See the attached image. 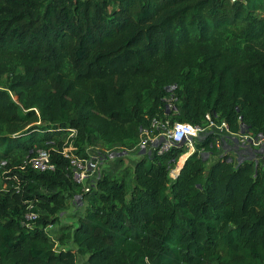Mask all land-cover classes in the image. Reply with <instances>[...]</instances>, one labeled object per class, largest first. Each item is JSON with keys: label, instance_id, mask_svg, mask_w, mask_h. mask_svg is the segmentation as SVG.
Listing matches in <instances>:
<instances>
[{"label": "trees", "instance_id": "obj_1", "mask_svg": "<svg viewBox=\"0 0 264 264\" xmlns=\"http://www.w3.org/2000/svg\"><path fill=\"white\" fill-rule=\"evenodd\" d=\"M207 114L264 136V0H0V264H264V165L211 159L212 135L208 158L139 155L130 187L104 170L83 192L61 153L71 128L82 156ZM41 147L52 170L27 162Z\"/></svg>", "mask_w": 264, "mask_h": 264}, {"label": "built area", "instance_id": "obj_2", "mask_svg": "<svg viewBox=\"0 0 264 264\" xmlns=\"http://www.w3.org/2000/svg\"><path fill=\"white\" fill-rule=\"evenodd\" d=\"M174 87L168 86L165 88L167 95L163 100L167 112L176 110L173 103L175 99L173 94ZM208 135H212L211 145L215 148L214 155L216 156L228 153L233 157L232 148L238 146L241 148L236 151L235 158L233 157L235 163L248 158L259 161L258 158L247 156L246 148H249L254 153H264V136L262 134L251 136L245 133H233L225 121L212 118L210 114L206 115V120L202 124H192L177 120L171 122L166 115L155 116L149 124L140 128V137L135 148L138 156H153L167 153L174 146L184 144L186 145L185 152L188 153L187 157L191 153L197 152L198 155L208 158L211 152H204L203 149L195 147V140L203 139ZM235 135L241 137L239 141L235 140ZM75 136L76 129L71 128L65 139L68 143L63 147L61 153L63 157L68 159L72 179L81 186L83 192H87L96 179L100 177L101 173L109 169V163L112 165L113 158L120 155L123 156L128 150L122 147L120 149H115V146L107 147L102 143L100 145L90 143L84 147V155L81 156L75 152L73 147V138ZM27 162L33 169L42 172L52 170L54 167L50 161L49 150L45 147L36 149L34 155ZM77 198L79 196L74 197V199ZM37 217L38 213L34 210V206L29 203L23 214L24 224L28 225ZM51 227L49 225L47 230L50 231Z\"/></svg>", "mask_w": 264, "mask_h": 264}, {"label": "rangeland", "instance_id": "obj_3", "mask_svg": "<svg viewBox=\"0 0 264 264\" xmlns=\"http://www.w3.org/2000/svg\"><path fill=\"white\" fill-rule=\"evenodd\" d=\"M240 138L241 137L239 135H235V140L237 139L239 141ZM93 144L100 145L101 141L99 139H94ZM113 146H115V149H120L118 144H114ZM185 147H186V145H185ZM240 149L241 148L239 146L232 148L233 151L231 153L233 154L234 158L236 156V154H235L236 151H239ZM245 150L247 152L246 153L247 156L252 157V158H258L259 163L264 164V153L263 152L254 153L249 148H246ZM215 156L216 155H211L210 158L214 159ZM137 158H138V152H137L136 148H134L132 150H128V151H126V153L123 156L120 155V156L114 157L112 165H111V163H109V169L108 170L111 171L112 175H114V176H120L122 173L125 172V174H126L125 180H126L128 186L130 187L132 182H133V172H132L131 167L134 165V162L136 161ZM177 159L180 160L181 156H179ZM176 163H177V160H176ZM209 164H210V162L207 161L206 165H209ZM125 168H128V169L124 170ZM170 176H173L172 172L170 173ZM79 202H80V198L69 199V201H68L69 207L61 214L60 220L62 223L68 224V223L74 222V220H75L74 216L78 214L79 210H81V209H78V207L76 205ZM50 232L54 237L58 236L61 233L59 228H58V225H56V224L50 228ZM68 245L69 244H67V246ZM75 264H85V257L79 256L77 258V261Z\"/></svg>", "mask_w": 264, "mask_h": 264}, {"label": "bare ground", "instance_id": "obj_4", "mask_svg": "<svg viewBox=\"0 0 264 264\" xmlns=\"http://www.w3.org/2000/svg\"><path fill=\"white\" fill-rule=\"evenodd\" d=\"M187 154H188V153L185 152L184 154L181 155V158H182V157L186 158V157H187ZM178 161H179V160H178Z\"/></svg>", "mask_w": 264, "mask_h": 264}, {"label": "water", "instance_id": "obj_5", "mask_svg": "<svg viewBox=\"0 0 264 264\" xmlns=\"http://www.w3.org/2000/svg\"><path fill=\"white\" fill-rule=\"evenodd\" d=\"M241 133H243V131L241 130ZM180 169V168H179ZM179 171V170H178Z\"/></svg>", "mask_w": 264, "mask_h": 264}, {"label": "crops", "instance_id": "obj_6", "mask_svg": "<svg viewBox=\"0 0 264 264\" xmlns=\"http://www.w3.org/2000/svg\"><path fill=\"white\" fill-rule=\"evenodd\" d=\"M79 207V206H78ZM80 209V208H79Z\"/></svg>", "mask_w": 264, "mask_h": 264}]
</instances>
